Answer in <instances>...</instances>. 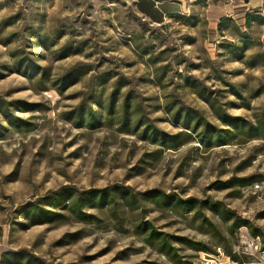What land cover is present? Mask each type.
Returning a JSON list of instances; mask_svg holds the SVG:
<instances>
[{"label": "rangeland", "instance_id": "374dc122", "mask_svg": "<svg viewBox=\"0 0 264 264\" xmlns=\"http://www.w3.org/2000/svg\"><path fill=\"white\" fill-rule=\"evenodd\" d=\"M135 1L0 0V264H264V26Z\"/></svg>", "mask_w": 264, "mask_h": 264}, {"label": "crops", "instance_id": "0c3cea01", "mask_svg": "<svg viewBox=\"0 0 264 264\" xmlns=\"http://www.w3.org/2000/svg\"><path fill=\"white\" fill-rule=\"evenodd\" d=\"M143 1L152 4L151 11L143 6ZM136 0L138 12L148 20L157 23L161 17L175 14L184 3L201 6L218 29L229 26L247 28L256 22L264 26V0ZM183 3V4H182Z\"/></svg>", "mask_w": 264, "mask_h": 264}, {"label": "trees", "instance_id": "16d2710c", "mask_svg": "<svg viewBox=\"0 0 264 264\" xmlns=\"http://www.w3.org/2000/svg\"><path fill=\"white\" fill-rule=\"evenodd\" d=\"M98 192H99V191H94L93 193H95V194H101V193H98ZM89 194H90V193H89ZM155 194H159V196H161L163 199H165V200H167V201H169V202H171V201L175 202L176 204L182 206L183 210H185V211H186V210H190L191 208H193L194 206H196V205H198V204H201V205H203V204H208V203H206V202H199V201H197L196 199H185V200H182V199H180V198H176V197L173 196V195H166V194L161 193V192H152V193H151V195H155ZM208 208H209L210 210H213L214 207H212V205H210ZM41 212H43L44 214H47L46 211H42V210H41ZM145 224H146L147 226H149V229L151 230V232L149 233L148 237H149L150 239H152V238H157V237H153V236H155V234H156V236H157V235H159V233H157L149 223H145ZM244 224H247V223L244 222ZM243 226H245V225H243ZM253 236H255V234H253Z\"/></svg>", "mask_w": 264, "mask_h": 264}, {"label": "water", "instance_id": "95a60500", "mask_svg": "<svg viewBox=\"0 0 264 264\" xmlns=\"http://www.w3.org/2000/svg\"><path fill=\"white\" fill-rule=\"evenodd\" d=\"M262 44L264 45V36L262 37Z\"/></svg>", "mask_w": 264, "mask_h": 264}, {"label": "built area", "instance_id": "2783aa9c", "mask_svg": "<svg viewBox=\"0 0 264 264\" xmlns=\"http://www.w3.org/2000/svg\"><path fill=\"white\" fill-rule=\"evenodd\" d=\"M155 2H157L156 0H154Z\"/></svg>", "mask_w": 264, "mask_h": 264}]
</instances>
